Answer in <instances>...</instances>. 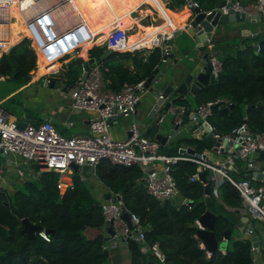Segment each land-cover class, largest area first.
<instances>
[{"label":"trees","instance_id":"1","mask_svg":"<svg viewBox=\"0 0 264 264\" xmlns=\"http://www.w3.org/2000/svg\"><path fill=\"white\" fill-rule=\"evenodd\" d=\"M123 1L131 10L134 9L135 0ZM185 1L169 0L166 5L175 8L185 4ZM195 1L202 9H209L216 0ZM83 6L84 0L82 5L74 6L73 9ZM19 10L18 7L14 8L15 12ZM26 10L32 12L35 20L41 21L45 17L42 13L37 14V9L33 6ZM50 10L52 9L44 11ZM121 16L125 18V14ZM8 21L9 16L4 19L0 16L1 27H6ZM103 22L112 23L109 21L101 23ZM131 24L128 21V27ZM94 28L97 31L102 29L101 24ZM64 31L62 28L60 34ZM24 32L28 33L29 30L24 27L21 33ZM158 32L165 33V29L159 23L149 25L147 39L151 40ZM69 33L71 34L70 31ZM81 34L72 32L71 45L83 43L81 53H85L86 48L90 46L89 56L98 59L107 85L116 90L125 81L137 82L148 79L162 61L163 54L159 46L135 51L112 50L104 58H100L99 56L108 49L107 44L89 42L87 37L81 40ZM38 36L40 37V34ZM105 36L102 35L100 39ZM244 44L243 47L235 48L233 53L221 58L223 70L211 87L213 95L209 97L210 99L222 94L233 102L231 115L217 113L210 115L212 119L209 121L220 133L229 132L242 121H245L253 132L264 130V39L259 41L260 48L257 52L254 44L250 42ZM64 51L66 49L63 48L61 53ZM59 52L60 49L54 48L51 55L57 57ZM67 55L64 54L59 60L62 61ZM58 65L56 60L44 70L53 68L56 70ZM37 67L36 53L28 37H23L0 56V75L12 79L28 80ZM65 68L63 72L48 74L50 80H62L71 85L82 71L80 64L70 63ZM204 89L199 91V96L203 94ZM175 101L188 104L185 98ZM257 101L262 103L257 105ZM183 140L193 144L197 152H205L213 143L212 139L204 134L201 138L181 136L170 144L177 148V144ZM176 150L169 153H177ZM196 171L195 162L178 160L174 163L172 174L178 187V194L173 198L160 200L147 192L144 173L138 165L115 164L107 159L99 161L95 168L96 176L104 182L110 192L121 194L126 208L137 213L146 227L145 242L133 237H127L125 241L130 264H158L149 250L143 251L146 244L154 241H159L165 253L163 264H253L252 242L248 237L233 238L230 234L229 243L224 251L218 247L208 253L206 247L201 245L200 238L195 235L197 229L195 219L205 211L206 205L203 199L205 194L203 182L199 179L189 180V176ZM229 171L235 172L234 169ZM239 172V175H243L242 170L239 169ZM57 177L58 172L43 170L36 177L22 180L12 192L0 189V264H109L108 248H103V233L90 236L86 232L88 228L106 227L101 201L90 196L77 184L61 191L57 187ZM207 182L211 189L213 181L207 179ZM219 187L220 199L225 205L231 207L241 205L238 191L228 180L224 179ZM185 198L188 199L187 203L183 201ZM190 200L193 203H190ZM23 217L47 230L49 240L41 237L37 231L35 238H29L22 230ZM230 227L227 217L216 215L214 232L219 241L224 231Z\"/></svg>","mask_w":264,"mask_h":264},{"label":"built area","instance_id":"2","mask_svg":"<svg viewBox=\"0 0 264 264\" xmlns=\"http://www.w3.org/2000/svg\"><path fill=\"white\" fill-rule=\"evenodd\" d=\"M36 1L38 0H0V4L9 6L14 3L20 10H23L26 7H32ZM69 3L71 4L70 0ZM185 3L190 9L199 6L195 0H186ZM201 10L205 13L212 10L219 11L220 14L242 13L244 17L264 15V0L246 2L225 0L221 5H214L209 9L201 8ZM78 24L85 31L88 40H92L96 36L91 32L85 20L79 21ZM126 31L125 27L112 28L105 41L108 48L116 51H133L159 46L165 52L163 43L172 36V32H158L151 39L149 45L127 44L124 42L127 38ZM28 38L34 39L37 48H39L41 44L39 39L34 36ZM3 47L4 43L0 40V49ZM80 47L76 44L63 53L68 54L70 51L77 53ZM259 48L260 45L257 43L256 50L258 51ZM207 60L209 72L216 80L223 70V61L221 57L212 52H209ZM86 63L85 77L79 76L75 82L68 86V91L72 108L86 110L90 113L89 134L65 135L50 119H43L36 123L26 122L23 126H19V118L13 117L10 110L0 102V151L16 156L13 166L17 176L27 179L31 174L28 167L33 162L38 166L39 171L58 172L57 187L63 190V174L71 168L72 163L77 164L78 167L89 165L94 170L101 159H107L115 164L138 165L144 173L147 192L155 198L163 200L173 198L178 194V187L172 174V165L178 160H188L197 164V171L189 176L190 181L199 179L198 173L201 170H206L205 182L207 179L213 181V191L217 194V187L220 183L224 179L228 180L241 198V205L237 208L241 210L245 219L256 220L260 223L264 232V168L259 163L264 159L258 161L255 158L258 151L264 149V130L253 132L247 123L242 121L229 132H218L208 118L213 113V104L218 102L228 106L232 102L230 98L223 96L200 102L195 108L184 103L171 102L166 110V113H170L172 116V125L177 127L185 122V117L190 118L192 125L198 126L205 122V131L212 132V137L219 140L218 144H213L212 150L216 154L225 155V158L220 162H213L203 156L206 151H195L194 153L160 151L159 140L148 136L136 120L130 122L128 135L125 139L112 138L110 135L111 121L136 111L141 97L148 91V87L145 85L147 79L137 82L125 81L116 90L107 85L97 59L93 58ZM159 96H162L161 93L158 94ZM159 114L158 123L164 117L163 112H159ZM237 158L244 162L243 175L239 179H235L229 171V169H234L238 173L239 169L241 170V166L235 162ZM2 172L3 167L0 165V177ZM249 172L251 176H248ZM183 201L187 203L188 199L185 198ZM124 209L128 211L129 219L132 222L131 234L127 233L129 228L126 221L120 217ZM101 210L106 228L107 224H110L114 231L109 237L111 246L116 245L117 242H125L127 237L145 242L146 227L140 221L137 213L126 208L120 193L112 192L109 198L101 201ZM195 221L197 227H201L198 218ZM37 233L49 240V236L43 228L37 230ZM146 250L151 252L158 264L165 262V253L161 249L159 241L146 244L143 251Z\"/></svg>","mask_w":264,"mask_h":264},{"label":"crops","instance_id":"3","mask_svg":"<svg viewBox=\"0 0 264 264\" xmlns=\"http://www.w3.org/2000/svg\"><path fill=\"white\" fill-rule=\"evenodd\" d=\"M95 1H97V3L94 4ZM168 1L169 0H135L136 5L135 7H133V10H131L130 6L127 5L123 0H84L83 7L79 9H73L72 7L70 10L64 9L61 12H58L56 9L44 11L45 9L41 10L33 5V7L37 9V14H44L45 17H43L44 19H42L41 21L35 20L33 18L34 16L32 12L26 10L30 7H26L23 10H19V12H15L14 8L17 6L14 3H11L9 6L5 7L4 11L0 9V16L2 19L9 16V21L6 27L3 28L0 26V40H2L4 43L3 49H0V56L3 52H7L11 48V46L15 44V42L13 43L11 39L3 36L7 30L12 28L16 29L19 35H22V37L17 40L16 43L23 37H27L28 35L34 36L35 38L38 37L37 39L41 40L43 44V51L38 52L37 44L33 39L34 42H32V46L35 49L36 62L38 67L36 69V72H34L28 80L19 81L16 79H12L11 77H0V102L10 110L13 117L24 120L25 122H38L43 119H50L54 122L57 129L65 135L69 136L90 133L88 124L90 113L86 110H77L72 108L71 97L68 91L69 84L67 85L65 81L61 80V83L59 85L54 83V85L51 86L49 83L51 81H55L50 80V75H48L51 73H55L56 71L63 72V70L66 69V64L64 63V61L59 60V58L64 54H61V50L63 48L64 50H67V45L64 42L66 41L64 34L62 32L60 34V30L62 28H64L65 31H70L71 34L73 31L76 34L82 33L81 40L87 37L85 36V31L82 28L80 29V26L78 24L81 20L86 21L89 29L94 35H96L98 32L94 27H96L98 23H100V21H109L113 23L119 18V16L123 14H125V18L120 21L118 26L123 25L121 24V22L126 23L128 21L132 23V27H137L140 24L139 22H148L149 25L159 23L165 29V33L172 32V36L170 37L173 38L172 46L173 48L175 47V53L179 58L171 59L167 57V59L161 61L159 70H162L164 72H166V70L170 68L171 65H181L183 63L189 62L191 59L193 61H197V67L199 66V68H201L204 64H206V62H203L202 60L204 57L203 55L206 53V51L215 53L220 52L225 53L226 55L229 53H233L235 51V48L241 47L240 44H243L244 46V42H250L251 44H254L256 46L257 43L259 44L256 33L264 32V18L263 20L258 19L257 21H250L246 23L243 21H228L221 23L218 22L215 26V30L212 33L210 40L204 41L203 46H196L197 43L199 44L200 42H197L190 37H188L187 40L185 38H181L177 41V36H179L180 33L182 34V30L185 31L184 27L186 26L192 15H190V8L186 3L179 7L169 8L166 5V2ZM242 1L246 2L251 0ZM214 4L212 5V7L214 6ZM155 19H160V21L158 23H152L151 20ZM166 20L168 21V23L166 22ZM173 21L178 24L177 26H175V28ZM167 25L169 26V28L167 27ZM148 26H146L147 28L144 26H139V29H137V31L133 32L130 35L128 33L127 35L129 36H127L124 42L127 44L137 43L139 45H149L151 40H148L146 37ZM24 27L29 30L28 33H21V29H23ZM178 28H181V32L174 36L173 32H177ZM100 33V35H103L102 32ZM39 34L40 37L38 36ZM100 40L96 41V43L104 44L102 42H99ZM80 41L78 42L79 44ZM89 42H91V40ZM184 47L185 49L183 51L182 49ZM54 48H57L58 50L60 49L59 53L61 55L57 57L52 56L51 53ZM89 48L90 46L86 48L85 54H82L80 47L79 51L75 55L76 58L82 57L84 59V62L90 60L91 57L89 56ZM172 50L174 49H170L169 51ZM161 52L162 54H164V51H162V49ZM56 60L59 63L56 70H54V68L49 69L54 70L51 72L44 70L45 67L51 65ZM74 62H76V60ZM62 64H64V66H62ZM77 64H80L82 68V63L77 61ZM39 71L41 72V74L37 75ZM43 77L44 80L45 78L48 80L47 84L38 82ZM165 82L166 81H163L161 82V84L164 85ZM203 88H205V86L201 87L199 91ZM159 92L160 91H157L153 94L151 92H146L141 97L136 107V111L133 114H129L127 116H119L116 119L112 120L110 126L111 137L115 139H125L128 135V127L130 122L133 120L137 121L138 117L140 119L141 117L142 119H145V121L137 123L149 136L150 130L146 128L150 122V118L147 117V115L151 111L152 101L157 98ZM198 93L196 95H192L191 93L187 92L184 97L185 99H187L188 104L186 105L195 108L198 103L211 100L207 97L205 99H200L202 95L199 96ZM144 97H146L145 100H143ZM175 100L176 99H174L173 103H179ZM165 119L166 126L163 132L167 136V139L163 144L159 141L161 143L159 147L160 151L169 153L174 149L180 151L181 148H186V146L194 147L193 144H190L187 141L183 140L177 144V148H174V146H171L170 142L176 141L181 136L201 138L204 135L203 131H201L200 137L192 132L191 127L193 125L192 122H190V118L186 119L181 126L177 127L174 132L170 134V129L172 128L171 114L166 113ZM14 158H16V156H14V154L12 153L4 154L0 152V165L3 167L0 182L1 185H4L9 191L14 190L22 182V180H25L17 176L15 168L13 166ZM221 160H219V162ZM28 168L31 172L29 177H36L38 176V174H40L38 166L35 163L32 162V164ZM5 170L7 171L4 172ZM63 180H65V182H63V190H65L70 185L74 186L75 184H77V186L85 189L90 196L100 201H103L109 198V195H112L110 189L104 184L103 181H101L96 176L95 169L93 170V168L89 165L79 166L78 169H74L71 167L64 172L62 181ZM212 188L213 185L208 195L204 194L203 199L206 208H209L217 215H223L225 214V209L228 210V214H226V217L230 221V234L233 238L248 237L251 239L253 236H257L258 244L252 246L253 264H264V232L261 224L256 220L254 221L252 219H245L243 213L239 208L225 205L220 198L217 199L213 197L214 199H211L210 195H214ZM86 232L90 236L96 235L97 233H103L104 240L105 236H107L109 233V231L104 226L88 228ZM227 240L228 239H222L220 242L222 251L226 249L229 243V241ZM106 241H104L103 246L108 248V253L110 251L108 260L112 264H123V260L125 259L129 261L128 250L124 241H121L119 242V244H116L114 246L110 245L111 241Z\"/></svg>","mask_w":264,"mask_h":264},{"label":"water","instance_id":"4","mask_svg":"<svg viewBox=\"0 0 264 264\" xmlns=\"http://www.w3.org/2000/svg\"><path fill=\"white\" fill-rule=\"evenodd\" d=\"M225 2V0H216L214 5H221ZM190 15L192 17L186 24L185 31L186 36L183 37L187 40L188 37L193 38V40L200 42L197 43L196 46H203V42L206 40H210L212 33L215 30V26L218 22H228V21H257L258 19L264 18V15H251L246 16L242 13H236V14H220L219 11L212 10L209 13H205L201 10L200 6L192 7L190 9ZM148 23V22H145ZM181 32V28H178L177 32H173V35L176 36ZM249 33V32H248ZM258 41H261L264 39V32L256 33ZM173 38H168L163 43V49L165 50L162 61L167 59V57L173 59H177V55L175 53V47L172 46ZM170 49H174L172 51H169ZM112 50L108 48L105 52H103L99 57L104 58L106 55H108ZM257 52V50H256ZM209 52L206 51V53L203 55V62H206L201 68L199 66L197 67L196 62L192 59L189 62L183 63L181 65H171L170 68L166 70V72L159 70V65L156 67L155 72L153 75H151L146 80V86L148 87V91H150L152 94L154 92L152 91H160L162 96H157L152 101L151 111L147 115V117L150 118V122L147 125L150 137H154L155 139H158L162 144L166 142L167 136L164 134L163 130L166 126V119L165 114L168 105L174 101V99L184 98L185 94L187 92L191 93L192 95H196L199 91V89L203 86L212 85L215 82V79L209 72V67L207 64V58H208ZM76 52L70 51L66 58L63 59L64 63L66 65L73 63L75 60L82 63L84 70L81 72L80 77L84 78L86 75V67L87 63L84 62V59L82 57L76 58ZM93 58H90L92 60ZM179 59V58H178ZM167 73V74H165ZM10 78V77H9ZM166 81L165 84H161V82ZM48 80L45 78L44 84H47ZM56 83L59 85L61 83L60 80H57L55 82L51 81L49 84L52 86ZM262 102L257 101L256 104L260 105ZM233 106V102H231L228 106L222 105L221 103H215L213 104L212 111L213 113H217L219 115H225L229 114L231 115V107ZM159 112L164 113V117L160 123L157 122V119L159 118L160 114ZM26 122L24 120L19 119L18 125L23 126ZM36 123V121L32 122ZM205 122L203 124H200L199 126L193 125L192 132L194 134H197V136H201V131L204 132L206 137H212V132H206L205 131ZM177 128L176 125H172V128L170 129V134L174 132V130ZM219 140L216 139L214 141L215 144H218ZM196 149L192 146H186V148H181L180 152H187V153H194ZM1 152V151H0ZM3 153V152H1ZM203 156H206L205 153H203ZM256 160L260 161L264 159V149H260L258 151L257 156L255 157ZM71 167L74 169H78V165L72 163ZM206 170L200 171L198 173L199 179L202 182L206 181ZM248 176H251V173H248ZM204 191L205 194L208 195L210 193V186L208 182L204 183ZM190 203H193L192 200H190ZM216 213L210 210L209 208H206L205 211L200 214L198 217L199 223L201 227H197L195 231V235L200 238L201 243L206 249L211 252L212 250L220 247V242L222 239H228L230 236V229H227L224 231V235L222 239L219 241L215 235L214 227H215V220H216ZM120 217L126 221L129 231L128 234H131V227L132 222L129 219V213L126 209H124ZM22 222V230L27 234L29 238H35L36 237V231L42 229V226L40 224L34 223L30 221L27 217H23L21 219ZM109 233L107 236H105V240H108L110 237V234H113L114 231L112 230V227L110 224H107L106 228ZM46 232H48L46 230ZM257 236H253L250 240L252 242V246H255L258 244L257 242ZM141 242V241H140Z\"/></svg>","mask_w":264,"mask_h":264},{"label":"rangeland","instance_id":"5","mask_svg":"<svg viewBox=\"0 0 264 264\" xmlns=\"http://www.w3.org/2000/svg\"><path fill=\"white\" fill-rule=\"evenodd\" d=\"M95 3H97V1H95L94 2V4ZM107 3V2H106ZM166 4H167V2H166ZM152 21V23H158L159 21H160V19H155V20H151ZM102 21H100V23H98V24H103V23H101ZM166 22L168 23V21L166 20ZM243 22H245V21H243ZM166 23V24H167ZM246 23V22H245ZM121 24H123L122 26H119V27H121V28H123V27H128V22H126V23H124V22H121ZM139 26H145V25H142V24H139L137 27H132V24L129 26V28H126V29H129L128 30V33H130V32H135V31H137V29H139ZM167 27L169 28V26L167 25ZM115 28H118V25L115 27ZM111 29V28H110ZM110 29H108V30H106V29H101V30H99L98 32H97V35L91 40V41H93V43L94 42H96V41H98V40H100V38L102 37V35H100L101 33L100 32H102V34L103 35H106L104 38H102L99 42H102V43H105V41L107 40V38H108V36H109V31H110ZM99 33V34H98ZM187 34H186V31H184V30H182V34L180 33L179 34V36H177V41L179 40V39H181V38H183V37H185ZM27 37H30V36H28L27 35ZM40 41V43H42V41L41 40H39ZM32 42H34L33 41V39L31 40V46H32ZM89 43V42H88ZM241 45V47H243V44H240ZM142 49H144V48H140V49H135V50H142ZM184 49H185V47L182 49L183 51H184ZM134 50V51H135ZM212 53H215V52H212ZM215 54H217L219 57H223L224 55H225V53H215ZM63 61V60H62ZM75 65L77 64V61L76 62H73ZM47 71H54V70H47ZM35 72H36V70H35ZM52 75V74H51ZM38 82H42L43 84H44V77L40 80V81H38ZM211 87H213L212 85H208V86H205V91L203 92V94H202V97H200V99H205L206 97L207 98H209L210 96H212L213 95V89L211 88ZM147 92H150V91H147ZM152 92H157V90H155V91H152ZM207 93V94H206ZM204 95H207V96H204ZM224 95H218L217 97H223ZM224 97H227V96H224ZM145 98L146 97H144L143 98V100H145ZM229 98V97H228ZM208 119H212V116H209V118ZM141 121H145V119H142V117H141V119L138 117V120H137V122L138 123H140ZM211 139H212V141H213V143H212V146H213V144H214V141H215V139H213L212 137H210ZM212 146L210 147V148H206L205 149V151H206V154H207V158L208 159H210V160H212L213 162H217V161H219V160H221V159H223V158H225V155L224 154H222V155H220V154H216L213 150H212ZM235 162H236V164H239V166H241V170L243 169V165H244V162L243 161H241V159L240 158H237V159H235ZM24 168H25V166L21 163V162H19ZM260 163V165L264 168V161H261V162H259ZM26 169V168H25ZM7 170H5L4 172H6ZM232 175H233V177L235 178V179H239L242 175H239V174H237V173H235V172H230ZM19 177V176H18ZM63 182H65V180H63ZM0 189H6V187L4 186V185H1V182H0ZM16 189V188H15ZM14 189V190H15ZM7 190V189H6ZM14 190H11V191H9V192H12V191H14ZM212 190H213V188H212ZM220 193H221V187H217V194H215L214 193V191H213V196L212 195H210V198L211 199H214V198H220ZM214 197V198H213ZM224 213L225 214H223V216H225L226 217V214H228V210H226L225 209V211H224ZM109 240V239H108ZM104 241H106V240H104ZM110 241V240H109ZM228 241V240H227ZM107 242V241H106ZM116 244H119V242H117ZM226 245H227V243H226ZM110 246V245H109ZM219 248H222L221 246L219 247ZM225 248V247H224ZM110 254V251H109V253H108V255ZM126 257H127V255H126ZM109 264H112L110 261L108 262ZM123 264H130V261H128L127 259H125V260H123Z\"/></svg>","mask_w":264,"mask_h":264},{"label":"bare ground","instance_id":"6","mask_svg":"<svg viewBox=\"0 0 264 264\" xmlns=\"http://www.w3.org/2000/svg\"><path fill=\"white\" fill-rule=\"evenodd\" d=\"M70 1H71L72 5L69 3V0H38L34 4V6H36L38 9H41V10H44V9H56L58 12H61L64 9L70 10L74 6L78 7V6L82 5V0H70ZM5 7L6 6L0 4V9L2 11H4ZM123 19H124L123 16H119V18L115 22H113L111 24L103 22V24H101V28L108 30V29H110L112 27L117 26L120 23V21H122ZM139 23L142 24V25H146V26L149 25V23H142V22H139ZM173 24H174V28H175V26L178 25L177 23H175V21H173ZM146 26H144V27H146ZM146 28H145V30H146ZM92 30H94V29H92ZM63 34H64V37H65V40H66L64 42L67 45V50H69L70 48L73 47L71 45L72 36L67 30L64 31ZM3 36L6 37V38L11 39L13 41V43L14 42L16 43V41L19 40L22 37V35H19L17 33L16 29H14V28L7 30ZM83 45H84L83 43L80 44V46H83ZM37 51L38 52L43 51V44L42 43L39 45V48H37ZM82 54H85V53H82ZM39 74H41L40 71L38 72L37 75H39Z\"/></svg>","mask_w":264,"mask_h":264}]
</instances>
